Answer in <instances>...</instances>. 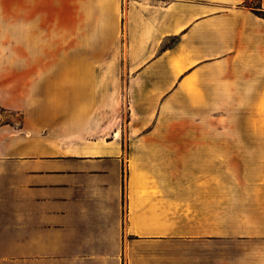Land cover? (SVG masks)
Segmentation results:
<instances>
[{
    "label": "crops",
    "instance_id": "1",
    "mask_svg": "<svg viewBox=\"0 0 264 264\" xmlns=\"http://www.w3.org/2000/svg\"><path fill=\"white\" fill-rule=\"evenodd\" d=\"M246 1L0 0V264H264ZM214 104L237 129L182 144L176 114Z\"/></svg>",
    "mask_w": 264,
    "mask_h": 264
},
{
    "label": "rangeland",
    "instance_id": "2",
    "mask_svg": "<svg viewBox=\"0 0 264 264\" xmlns=\"http://www.w3.org/2000/svg\"><path fill=\"white\" fill-rule=\"evenodd\" d=\"M246 4L249 7H256L257 0H247ZM167 41L165 44H170ZM221 100L215 99L214 103H219ZM7 114V119H9ZM176 128L181 130L191 131H206L212 135L208 138H199L195 136L188 137L184 131V136L181 138L182 144H200L201 141L208 140L210 144H222V131L223 130H236L237 129V106H223L219 104L198 106L189 105L183 107L176 114ZM190 133V132H189ZM190 135H193V134Z\"/></svg>",
    "mask_w": 264,
    "mask_h": 264
},
{
    "label": "trees",
    "instance_id": "3",
    "mask_svg": "<svg viewBox=\"0 0 264 264\" xmlns=\"http://www.w3.org/2000/svg\"><path fill=\"white\" fill-rule=\"evenodd\" d=\"M256 13H257V15H259L260 17L264 18V10L260 9L259 7H257V9H256ZM164 46H166V44H165Z\"/></svg>",
    "mask_w": 264,
    "mask_h": 264
}]
</instances>
